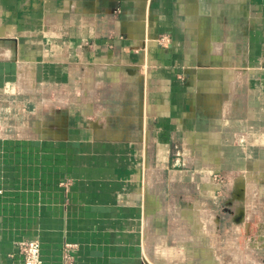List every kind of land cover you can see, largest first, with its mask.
I'll list each match as a JSON object with an SVG mask.
<instances>
[{"label": "crops", "instance_id": "1", "mask_svg": "<svg viewBox=\"0 0 264 264\" xmlns=\"http://www.w3.org/2000/svg\"><path fill=\"white\" fill-rule=\"evenodd\" d=\"M126 85H141V130L92 120L94 92ZM51 100L60 118L34 119ZM6 117L22 132L0 135V264H24L23 239L43 264H64L67 243L74 264H198L175 237L219 230L220 171L228 214L264 234V0H0ZM175 140L190 167L165 165Z\"/></svg>", "mask_w": 264, "mask_h": 264}, {"label": "rangeland", "instance_id": "2", "mask_svg": "<svg viewBox=\"0 0 264 264\" xmlns=\"http://www.w3.org/2000/svg\"><path fill=\"white\" fill-rule=\"evenodd\" d=\"M140 89H141V85H138V87L136 86L133 89H130L128 85H126L123 89L104 91L100 94V96H98V94L94 92L95 97H92V100H90L93 101L94 103V113H91L90 117L94 121L102 120V117L105 120L108 119L111 128L114 129H119L123 126L129 132L134 133L138 130L140 131L141 124L140 125L136 124L138 122L134 123V121L137 118H135V120L134 118H132L133 115H136L137 117L140 116V107L138 106L139 102L142 99V95H141L142 91ZM50 103L56 104V102L51 100L49 104L45 105V108H42V111L38 110L39 113L34 114V119L37 118L36 117L37 115H40L42 118H48V119L51 118L54 120H58L60 118V115L62 114H57L58 112H54V110L60 111L63 110L64 107L59 105L58 108H56L54 105H51ZM97 104L100 105V107L97 106ZM102 112L105 113V116H103ZM10 126L13 127L15 125H10ZM235 139L236 141H240L241 135L235 136ZM176 143H179V147H181V150L183 152L182 140H178V142L177 140L170 141L171 158L168 163H165V165H168L169 168H173V169L178 167L180 168L190 167L192 163H195L194 159L191 158L189 155L184 156V158L183 156L179 157L178 159L177 156L174 154L177 149L175 147ZM148 144L150 150L148 155V168L157 167V170L152 172L153 173L152 178H150L151 173H149L148 180L151 179L150 182L153 180V185L157 187L156 192L157 194H160L158 192H160L161 186L166 187V184L163 179H166L168 174L167 173L164 174V172L162 173L159 172V167L160 166L162 167V164H164V162L159 161L157 157L153 155V150H154L153 141L148 140ZM232 174L233 173L230 172L226 173L224 171H220L214 173L213 175L214 179L221 184V188L218 189V192L220 191L222 195L218 199V203H219L218 215L221 222L220 224L221 226H219V230L215 232L214 231H182V232H186V234L175 237V239H178L177 237H180V239L182 238L183 243H185L186 250H188V252L186 253L187 256L194 261L196 260L198 264H203L202 262L208 259L223 261L224 264H257L258 260L260 259L262 260L264 258V252L257 250L258 247L264 248V234H262L259 231H255L256 220L255 219H250V221L246 219L238 220V218H233L228 214L229 211L226 208L228 206L225 204V200H226L225 198L230 196L229 194L230 193L232 194L233 190L235 192V188L232 187H231L232 189L230 188ZM238 176L240 177V174L236 173V177ZM162 182L164 183L162 184ZM176 187H174V189H170V191L168 192L169 195L168 200L172 201L170 203H167L168 206H167V210L165 211H167L168 215L172 214L171 210L173 211L177 210L176 200L173 197L180 196L184 193L182 188H176ZM242 212L244 211L240 210L238 211V214ZM221 214H222V219H221ZM243 217L244 215L242 214V218ZM185 221L186 223H188L189 227L191 226L193 228L192 223H194V220H190V221L185 220ZM174 222L177 221L174 220ZM168 224L170 225V223ZM236 226L238 227L242 226L240 229L241 231L238 230ZM228 228L229 229L232 228L233 231L232 232L226 231V229ZM163 232H166L167 236L171 239L173 237L172 235H174L175 232H179V231H163ZM188 233L189 235L191 234L192 236H189ZM241 249L243 250L245 255L242 259V262L238 260V255H240L241 257V253H238L239 250ZM261 264H264V260L261 261Z\"/></svg>", "mask_w": 264, "mask_h": 264}, {"label": "built area", "instance_id": "3", "mask_svg": "<svg viewBox=\"0 0 264 264\" xmlns=\"http://www.w3.org/2000/svg\"><path fill=\"white\" fill-rule=\"evenodd\" d=\"M2 121L0 119V135L5 134H21V129H15L10 126L6 121ZM178 142V141H177ZM175 147L177 148L175 151V155L179 159L182 157L181 147H179V143H176ZM19 251L24 255V264H43V260L41 257V247L38 239H23L17 242ZM74 245L71 243H67L64 248V264H74V255L71 252V249Z\"/></svg>", "mask_w": 264, "mask_h": 264}, {"label": "water", "instance_id": "4", "mask_svg": "<svg viewBox=\"0 0 264 264\" xmlns=\"http://www.w3.org/2000/svg\"><path fill=\"white\" fill-rule=\"evenodd\" d=\"M241 217H242V213H239V214H238V217H237L238 220L241 219Z\"/></svg>", "mask_w": 264, "mask_h": 264}]
</instances>
